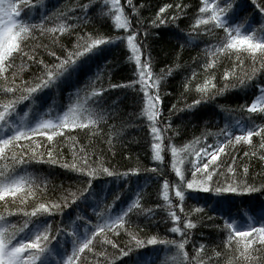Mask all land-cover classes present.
<instances>
[{
	"label": "trees",
	"instance_id": "16d2710c",
	"mask_svg": "<svg viewBox=\"0 0 264 264\" xmlns=\"http://www.w3.org/2000/svg\"><path fill=\"white\" fill-rule=\"evenodd\" d=\"M215 2L221 7H224L225 3L234 5V9L226 13L232 23L243 22L247 18L250 27L259 29L264 25V14L260 13L251 0ZM257 2L264 6V0ZM30 3L34 5L31 11H28L26 6H19L21 17H26L29 22L39 23L42 18H46L45 28L54 26L60 20L75 27L59 35H50L47 32L40 35L38 30L34 31L35 38L29 39L25 44L26 50H32L34 60L23 58L27 66L21 70L18 67L21 58L17 57L14 61L17 67L9 70V81L13 78L11 73L16 71L17 84L21 80L33 82L43 69V65L38 61L55 63V57L50 56L49 51H54L57 56H64L66 48L72 49L77 34L125 37L134 32V42L141 50V60L148 59L152 78L158 79V85L155 88L149 87L148 93L155 92L160 97V116L156 126L162 130L160 143L163 160L152 159L151 145L154 141L150 122L142 114L145 95L138 82L136 61L131 59L132 54L126 39H114L112 43L100 46V51L82 57L75 71L61 77L54 87L37 93L32 101H23L17 105L21 114L23 111L33 114L38 112L48 118V115L55 116L63 112L70 102L76 100L77 92L84 96L93 88L103 89L99 96L87 102L89 107L103 115V119L95 127L63 129V135L54 137L51 142L41 136H32L29 140L18 142L28 146L35 141L41 145L37 150V159H29V153V156L24 157L28 163L20 165L17 169L18 172L23 170L34 178L33 190L39 201L30 197L25 204L17 201L13 205L10 202L9 207L30 211L36 202L59 203L58 210L38 219L49 223L50 246L55 247L57 252H70L72 237L68 235L69 231L75 229L78 234H83L86 229L102 222V218L97 219L96 213H103L104 216L115 214L139 193L141 205L152 209L153 214H132L131 231L136 232L141 239L153 235L158 239H181V235L170 231L174 222L167 216L160 195L165 180L170 185L179 180L171 168L172 157L167 146L171 143L180 147L199 137L201 145L195 149L198 151L199 146L205 143L214 144L217 139L223 140L221 130L232 133L233 137L238 134L239 131L234 127L237 121L246 127L250 126V123L264 124V114H249L246 108H241L242 105L251 103L258 92L257 86L264 85V71L258 72L252 81L241 87L240 78L249 73L252 67L247 56L242 57V67L238 60L229 55H219L213 67L207 70L203 67L210 58L208 46L219 44L224 33L211 22L207 25H195L196 18L200 16L202 0H131V6L127 0H120V5L130 21L127 32L124 29H115L110 18L100 14L107 10L104 0H30ZM84 4H89V7L82 9L78 6ZM165 4L170 7L160 14L164 23H159V20L155 24L150 23L156 19L157 12ZM177 5H180L179 9ZM133 6L136 11H133ZM234 63L237 65L236 78L229 76L227 80L222 79L224 72L232 69ZM193 73L196 75L193 76ZM207 76L213 77L215 88L202 95L196 90V85L203 84ZM129 82L134 83L127 86ZM146 82L150 83V79ZM185 83L188 84L187 88ZM226 84L228 87H225ZM109 85L124 86L112 88ZM220 89L224 91L221 92ZM196 100L199 103L193 105ZM30 103L32 108L28 109ZM261 142V138L254 135L252 144L240 142L229 148L217 161L220 166L209 182L211 189L232 179L244 180L247 184L256 186L258 191L215 193L185 187L183 202L169 191L172 204L181 203L184 209L183 212H180L179 208L175 209L181 218L175 223L182 228V221L187 218L195 224V227L187 230L185 251L189 258L196 255L194 249L203 245L199 254L203 264H229L230 259L231 264H264V248H259L258 245H254V249L258 251H251L253 259L245 260L238 256L234 243L228 248L224 244L226 219L245 221L247 215H250L255 222L254 226H259L264 219V213H258L260 209H264V160L260 159L264 156V149L259 148ZM81 147L90 157L92 167L95 168L99 164L101 168H108L113 175L101 171L93 177H88L71 168L62 167V164L76 162L73 151H76L78 156L82 155L78 151ZM48 148H52L53 158H62L58 159L56 164L48 162ZM24 151L25 149H19L18 154L23 155ZM180 155L187 156L181 167L186 169V178L191 179V171L187 170L190 168L188 161L195 157L189 152H182ZM229 165L234 169L233 172L228 171ZM245 168L247 172L244 171ZM131 169L137 171L133 173ZM36 184L40 185L42 191L36 189ZM85 187H88V192H84ZM70 193L76 195L75 201ZM117 196L119 199H114ZM64 198L67 200V207H64ZM2 203L0 202V205ZM109 204L113 205L111 209L108 208ZM158 205L160 207H157ZM0 211H3L2 207ZM7 219L10 224L20 226L25 218L22 213H15ZM32 219L35 221L37 218ZM106 235L117 244V248L110 244L102 246L101 237L98 235L93 239L94 250L103 251L105 255H90L89 264H108V261H111V264H132L133 260H147L149 257L151 264H161L166 258V250L168 257L175 252V249L168 245L145 244L143 248L133 249L129 256L121 257L120 248L127 251L131 247L125 230L121 229L119 234L109 232ZM52 236L56 239H51ZM214 252L221 255L216 256ZM57 259L59 257L49 258L54 260L55 264ZM189 264L194 262L189 259Z\"/></svg>",
	"mask_w": 264,
	"mask_h": 264
},
{
	"label": "snow or ice",
	"instance_id": "6c2138e0",
	"mask_svg": "<svg viewBox=\"0 0 264 264\" xmlns=\"http://www.w3.org/2000/svg\"><path fill=\"white\" fill-rule=\"evenodd\" d=\"M127 3L131 6V0H127ZM251 3L259 9L260 13L264 14V6L258 3L257 0H251ZM104 4L107 10L102 11L100 14L109 17L115 29H124L127 32L130 28V21L120 5V0H104ZM20 5L26 6L28 11H31L34 7L30 0H0V202H3L0 205L3 208V211H0V264H50V257H59L56 260V264H89L90 255H105L103 251L94 250L93 239L100 235L102 246L110 244L113 248H117V244L108 238L106 233L119 234L121 229L125 230L131 245L127 251L124 248H120L119 255L121 257L129 256L133 249L143 248L145 244H159L168 245L175 249V252L170 257L167 256L166 250V258L161 264H169V260L171 264H189V259L194 264H203L199 256L201 249L204 247L203 245L194 249L196 255L191 258L188 257L185 251L187 230L195 227V224L187 218L182 221V228L175 223L181 219L175 209L179 208L180 212H183L184 209L181 207V203L172 204L169 191L171 190L180 202L185 199V192L183 191L185 187L187 189L198 188L205 192L214 191L215 193H249L258 191L259 189L256 186L249 185L244 180L237 181L232 179L222 186L211 189L209 188V182L212 181L213 173L220 166L217 161L221 155L225 154L229 148L234 147L235 144L244 142L250 145L252 144V137L255 135L260 137L262 141L259 144V148L264 149V124L256 125L255 123H250V126L245 127L241 126L240 122L237 121L238 134L233 137L232 133L221 130L220 135L224 136L223 140L217 139L214 144L205 143L199 146L198 151L195 149L198 145H201L199 137H195L192 141L180 147L169 143L167 147L172 157L171 168L179 180L171 185L165 180L162 184L160 195L163 199L167 216L174 222L170 231L181 235V239H158L154 235L141 239L136 232L131 231L130 217L132 214L143 213L146 216L153 214L152 209L144 208L141 205L140 194L137 193L136 198L130 200L126 206L115 214L104 216L103 213H96L97 219L100 220L102 218V222L93 225L91 229H86L83 234H78L75 229L69 231L68 235L72 237L71 251L57 252L55 247L50 246L49 223L47 221L41 222L38 217L58 210L60 208L59 203L54 201L36 202L30 211H25L23 208L9 207L10 202L13 205L17 201L20 204H25L30 197L39 201V197L33 190L34 178L23 170L18 172L17 169L20 165L28 163V160L24 157L29 156V153H31L29 159H37V150L41 145L35 141H32L28 146L18 142L29 140L32 136L46 137L47 141L51 142L54 137L63 135V129L95 127L103 119V115L89 107L87 102L91 98L99 96L103 89L93 88L91 92H86L84 96H80L79 92H77L76 100L70 102L63 112L55 116L48 115V118H44L45 114L38 112L33 114L30 111H23L21 114L18 112L17 105L23 101H32L37 93L54 87L61 77L75 71V67L82 57L100 51V46L110 44L114 39H126L127 46L131 50V59L136 61L137 74L139 76L138 82L141 84V90L145 95L142 114L150 122V131L153 135L154 142L151 145L152 159L162 161V145L160 143L162 130L156 126L157 119L160 116L158 109L160 97L155 92L152 94L148 93L149 87L155 88L158 85V79L152 78L148 59L141 60V50L134 42L135 33L133 32L125 37L94 36L91 33L77 34V40L73 44L72 49L66 48L64 56H57L54 51H49L48 54L55 57V63L46 64L43 60L38 61L43 65V69L33 82L21 80L17 84L15 77L18 73L16 71L11 73L13 78L9 81L8 73L10 69L17 67L14 64L17 57L21 58V63L18 66L21 70L27 66L23 58L26 57L29 61L34 60V56L31 55L32 50H26L25 47L26 41L35 38L34 31L38 30L40 35L45 32L50 35H59L75 27L67 24L64 20H60L54 26L45 28L44 20L46 18H42L39 23H31L26 17H21ZM78 6L82 9H87L89 4ZM169 7L170 5L167 4L160 7L156 19L150 21V23L155 24L159 20V23L163 24L164 20L160 18V14L164 13L165 9ZM176 7L179 9L180 5ZM233 9L234 5L231 3H225L224 7H221L216 4L215 0H211V2L210 0H202V6L199 8L201 15L196 18L195 25H207L211 22L215 27L221 28L224 33L219 44L208 46L210 58L207 64L203 65L206 70L213 67L219 55L231 56L234 60L239 61L241 67L244 63L242 57L247 56L249 58L252 64L251 71L246 73L243 78H240V86L245 87L246 82L252 81L258 72L264 71V25L260 26L259 29L250 27L247 23V18L243 22H230L226 13ZM133 11H136L135 6H133ZM205 13L208 14L205 15ZM60 15L62 16L63 13ZM236 67L237 65L234 63L232 69L224 72L222 79L227 80L229 76L236 78ZM195 75L193 73V76ZM149 79L150 83H147L146 81ZM160 79H163V77H160ZM212 79V76H207L203 84L196 85V90L202 95H206L209 89L215 88ZM132 83L134 82H129L127 86H131ZM109 86L116 88L124 85ZM187 87L188 84L185 83V88ZM225 87H228V85L226 84ZM257 88L258 92L251 103L241 106L242 109L246 108L249 114H264V86L258 85ZM220 91L223 92L224 89H220ZM198 103V100L193 101V105ZM27 107L31 109L32 104L30 103ZM51 111L52 108L50 107L49 113ZM72 139L74 140V138ZM73 148L75 149V142L73 143ZM19 149H25L23 155L18 154ZM78 151L82 155L78 156L77 152L73 151V157L76 162L62 164V167L71 168L88 177H93L101 171L108 175H113L108 168H101L99 164L95 168L92 167L89 162L90 157L82 147ZM182 152H189L195 157L188 161L190 168L187 170L191 171V179L186 178V169L181 167L187 159V156L182 157L180 155ZM53 155L52 148H48L47 156L50 164H56L58 159H62L53 158ZM260 159L264 160V156H261ZM130 171L135 173L137 170L131 169ZM228 171H234L231 165L228 166ZM244 171L247 172V168ZM88 183L89 185L91 184V179H89ZM35 187L42 191L39 184H36ZM84 192H88V187L84 188ZM69 195H71L73 201L77 199L74 193ZM64 199V207H67V200L66 198ZM114 199H119V197L117 196ZM112 207V204L108 205L109 209ZM157 207L160 206L158 205ZM193 211H201V209H193ZM15 213H22L25 218L20 226L8 222L7 217ZM32 218L37 219L33 221ZM254 223L253 217L250 215H247V222L245 223H241L236 218H229L224 222L226 230L225 247L228 248L234 243L238 256L243 257L245 260L253 259L251 257L252 250L258 251V249H254V245L264 248V219L261 220L259 226H254ZM51 239L54 240L56 237L52 236ZM214 255L220 256L221 254L214 252ZM108 264H111V261H108ZM132 264H151V257L147 260H133ZM229 264H231V259Z\"/></svg>",
	"mask_w": 264,
	"mask_h": 264
},
{
	"label": "rangeland",
	"instance_id": "374dc122",
	"mask_svg": "<svg viewBox=\"0 0 264 264\" xmlns=\"http://www.w3.org/2000/svg\"><path fill=\"white\" fill-rule=\"evenodd\" d=\"M200 15H201V14H200ZM259 212H260V213H263V212H264V209H260V211H259ZM259 212H258V213H259Z\"/></svg>",
	"mask_w": 264,
	"mask_h": 264
}]
</instances>
